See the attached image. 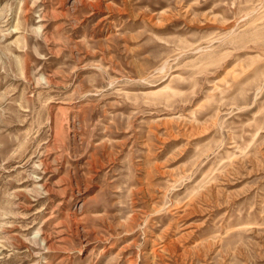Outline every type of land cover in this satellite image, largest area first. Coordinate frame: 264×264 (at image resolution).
<instances>
[{
    "label": "rangeland",
    "instance_id": "374dc122",
    "mask_svg": "<svg viewBox=\"0 0 264 264\" xmlns=\"http://www.w3.org/2000/svg\"><path fill=\"white\" fill-rule=\"evenodd\" d=\"M0 264H264V0H0Z\"/></svg>",
    "mask_w": 264,
    "mask_h": 264
}]
</instances>
